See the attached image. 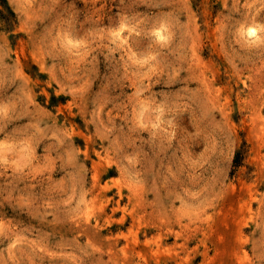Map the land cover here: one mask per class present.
I'll return each instance as SVG.
<instances>
[{
  "label": "rangeland",
  "instance_id": "1",
  "mask_svg": "<svg viewBox=\"0 0 264 264\" xmlns=\"http://www.w3.org/2000/svg\"><path fill=\"white\" fill-rule=\"evenodd\" d=\"M0 264H264V0H0Z\"/></svg>",
  "mask_w": 264,
  "mask_h": 264
},
{
  "label": "snow or ice",
  "instance_id": "2",
  "mask_svg": "<svg viewBox=\"0 0 264 264\" xmlns=\"http://www.w3.org/2000/svg\"><path fill=\"white\" fill-rule=\"evenodd\" d=\"M254 31V30H253Z\"/></svg>",
  "mask_w": 264,
  "mask_h": 264
}]
</instances>
